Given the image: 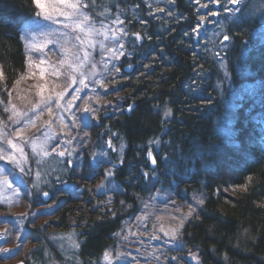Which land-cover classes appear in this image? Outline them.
I'll return each mask as SVG.
<instances>
[{"label": "trees", "instance_id": "16d2710c", "mask_svg": "<svg viewBox=\"0 0 264 264\" xmlns=\"http://www.w3.org/2000/svg\"><path fill=\"white\" fill-rule=\"evenodd\" d=\"M168 2L148 7L142 0H83L91 17L106 10L110 20L118 17L123 22L130 57L115 63L117 71L114 63H105L116 39L100 36L93 46L80 47L72 42V55L77 50L83 59L89 53L82 67L91 73L87 90L94 94L81 93L75 100L70 119L76 126L66 134H77V146L89 152L61 176L66 188L51 189L57 208L24 219L25 235L5 224V245L16 250L0 264H100L122 222L139 214L163 221L169 212L173 221L168 222L176 229L189 205L196 212L173 239L182 244L180 251L195 255L199 264H264V116L258 110L264 103V40L243 35L244 26L228 34V82L218 89L214 82L221 70L193 37L197 11L208 0ZM260 9L247 16L251 25L264 24V8ZM34 17L32 0H0V105L10 102L19 112L35 92L41 67H52L60 59L48 51L38 69L30 68L32 48L26 46L24 31ZM101 41L104 48L99 47ZM127 65L135 68L126 75ZM51 87L62 90L61 83ZM129 106L133 109L127 114ZM85 107L93 111L85 113ZM169 109L171 115L165 117ZM5 112L0 108V119ZM80 117L87 118V127ZM14 121L20 118L2 124L9 135L20 127ZM225 124L231 130L228 137L221 133ZM149 151L156 159L155 169L146 160ZM102 152L104 157L94 161ZM109 171L116 190L106 185ZM197 199L204 204H197ZM29 201L23 199L14 210L28 208L29 213L36 206ZM70 228L81 238L73 262L51 239ZM180 251L170 253L176 256ZM176 263L191 264L183 256H176Z\"/></svg>", "mask_w": 264, "mask_h": 264}, {"label": "rangeland", "instance_id": "374dc122", "mask_svg": "<svg viewBox=\"0 0 264 264\" xmlns=\"http://www.w3.org/2000/svg\"><path fill=\"white\" fill-rule=\"evenodd\" d=\"M142 2L148 7L161 4L169 5L168 0H142ZM205 5H207V7L200 6L197 11V23L194 27L196 31H193V37L198 45L202 43L200 48L206 51V53L216 61V64L221 70L219 77H216L214 82L215 86L221 89L222 85H226L228 82L229 72L226 68L224 52H226L231 45L230 36L227 41H224L223 37L228 35L236 26H244L246 31L243 35L262 42L264 40V24L260 25L259 23H255L251 25L247 16H249L252 9H263L264 0H240V3L235 5L229 4L228 0H220L219 4L212 3L211 0H208ZM129 9L133 11L136 9V6H130ZM226 9H230L231 11H226ZM82 11L90 17L91 26L98 29L101 34H92L90 37H85L83 33L73 31L71 28L66 29L63 27V17H59L61 23L56 24L35 17V19L32 22L30 21L25 27L24 33L27 36L26 42L28 43V40H31L34 36V43L36 44V47L33 48L32 52L29 54L30 68L38 69L46 60V53L48 51H50V54L59 55L60 59H57L58 64L56 63V65L52 67L50 64L48 68L41 67L40 73L38 74V85L35 86V92L28 95L31 98L28 100L29 102H24L25 106L23 107V111L20 112H26L28 115L27 117L18 116L20 118L19 128L24 129L22 138L16 136V130L18 128H15L13 133L9 135V132L2 126L3 122L5 123L9 120V117H17L13 116L12 105L14 104L9 102V104L3 103L0 105L2 111L5 110L4 107L9 109L5 112V117L0 119V132L5 134L4 138L0 139V148H3L5 153H12L20 160V154L18 152H13L7 144V139H11L21 147H23V144L26 145V148L23 147L26 159L21 160L18 165L7 160H0V169L4 170L0 173V179L7 177L8 182L11 184V187H8L6 184L0 183V210H2L0 213V259L13 256L16 250V246L5 245L7 241V238L3 237V227L5 224L7 226L15 225L18 230L24 234L25 231L21 227L24 219L28 218V216L35 218V215L39 214L47 215L51 210L57 208L58 203L53 201L55 193L53 194L51 189L53 187H55L54 189L56 190L66 188L68 185L64 179H61V176L65 174L67 169H74L82 157L89 152V149L86 147L77 146L79 139L77 134L67 135L66 130L67 128L74 129L73 125L75 122L72 117L70 119V116L74 109L75 100L80 98L82 95L81 93L88 92L89 94H94V91L90 89L87 90V88H90L89 84H91V82H89V78L91 74L84 67H81L78 72H73L67 64H65V68L60 69L59 61L63 59H68L74 64H79V61L74 59V56H77V50H74L73 55L68 56H66L64 50L70 49L72 52L71 47H74L72 42L78 41L77 47L82 45L80 41L76 39L77 35H79L82 40L91 39V41H93L96 37L105 36L107 40L114 41L112 36L113 33H115L118 39L112 44L114 47L111 49L116 52L117 55L121 52L124 53V55H119L117 59L112 55V52H108V59L105 63L111 64L112 62L117 69L116 64L119 60L122 58L128 59L130 57V53L127 49L124 46L123 48L120 47V44L124 45L127 36L125 28L123 29L121 25L122 23L116 22L117 19L120 21L118 17L110 20L106 10H97L93 18L86 8H82ZM200 11H202L203 14ZM212 12L217 13V15H211ZM200 17H205L206 19L201 22ZM103 18H106L105 21L102 20ZM227 27L230 31L227 30ZM73 38L75 39L74 41L72 40ZM217 53H219V55H217ZM57 72L58 74H56ZM80 72L84 73L83 77H81ZM72 76H75L76 83L71 82L70 77ZM81 78L84 79V84L79 82ZM46 81L47 84L45 85ZM59 83L62 85V90L56 91L51 87L56 85L58 87ZM41 85L43 86V97L47 98L50 96L52 98L48 105V107L52 109V116L49 115L47 108L43 105L35 112L31 111L32 105L41 100V96L38 95L40 92L39 86ZM69 85L71 86L69 87ZM84 85H87V87ZM77 89H80V91L77 92ZM108 91L109 90L105 91V93ZM61 92H63L62 98L56 95ZM57 101L59 102V107L57 106ZM15 110L18 111L16 106ZM28 119L35 120V126L25 124V121ZM46 121H50V123H45ZM78 121H82V117H80ZM46 137L52 138L46 141ZM33 140H35L38 146L43 144L44 150L48 151L49 155L43 156L39 154V147L37 148V153H33L31 148ZM67 141H71V143ZM53 148H56V152H52ZM77 150L82 151L78 152ZM61 151L65 152L64 156L58 155ZM68 153H71V155ZM91 153L94 154L95 151ZM117 154L120 155V150ZM102 157H104L103 152L97 154L94 161ZM69 161H71V163H69ZM23 177L25 178L23 179ZM28 178H30V180ZM28 180L29 182H26ZM106 185H108L109 190H116L118 188L109 176ZM45 193H48L49 198L46 202L43 201L42 198V195ZM23 199L27 202L31 200V203L35 201L36 206L30 209L29 213L28 208L24 210L26 211L25 213L24 211L14 210L16 206L19 207L22 205L21 202ZM188 210L189 208L184 209V215ZM165 213L166 217H164L163 221L155 220V222H153L148 217L139 214L133 221L127 220L126 222H122L121 227L113 236V246H110L105 252L109 254L108 259H105L104 253L101 257L100 264H177L176 256H183V259L188 260L191 264H199L196 258L193 259L195 255L183 253V251H180L183 250L182 244L173 242V237L171 236L172 230L175 228L171 227L169 224V222L173 220L168 218L170 217L169 212ZM178 225L179 223H177V226ZM78 236L77 231L74 228H70L66 233L59 234L57 237H51V239L55 238L52 243L55 244V247L66 258L73 262L75 261L77 249L74 244L78 245L81 240ZM173 250H179L180 252L175 256L170 253V251ZM173 257H175V259H173Z\"/></svg>", "mask_w": 264, "mask_h": 264}, {"label": "snow or ice", "instance_id": "6c2138e0", "mask_svg": "<svg viewBox=\"0 0 264 264\" xmlns=\"http://www.w3.org/2000/svg\"><path fill=\"white\" fill-rule=\"evenodd\" d=\"M212 3H216L219 4L220 0H211ZM197 3H199V0H197ZM229 4H238L240 3V0H228ZM32 5L35 11V15L36 17L42 18L45 21H49L51 23H61V20L59 19V17H63V27L68 29L71 28L73 31H78L79 33H83L85 37H90L92 34H101L100 31L96 28H94L93 26H91L90 24V17L88 15H86L83 11L82 8H86L88 7L87 4L83 3V0H32ZM201 7H207V5H201ZM226 11H231L230 9H226ZM211 15H217V13L212 12ZM206 18L205 17H200V21L203 22ZM117 23H123L122 21H119L117 19L116 21ZM193 31H196V29H193ZM27 32V30H26ZM25 39H27V36H25ZM77 40H80V43H88L89 46H93V42L91 41V39H81L79 35L76 36ZM112 39H118L115 36V33H113ZM224 41L229 40V36L225 35L223 37ZM35 41V37L33 36L31 38V40H28V46L30 48H35L36 44L34 43ZM123 44H120V47L123 48ZM100 47L104 48V43L101 41L100 42ZM109 52H112V55L114 57H116L117 59L119 58V55H124V53H119V55H117L116 52H114L111 48L108 49ZM66 56L68 55H72L70 49H65L64 50ZM217 55H219V53H217ZM89 57V53L85 52L83 59H81L78 55L74 56V59L76 61H79V64H74L72 62H70L68 59H63L61 61H59V63L61 64V66L67 64V66L73 71V72H78L80 71L83 63L85 61L88 60ZM94 67V66H93ZM119 69H117L118 71ZM58 74V72L56 73ZM91 74V73H90ZM81 77L84 76L83 72H80ZM3 78V71L0 70V79ZM227 78V75H226ZM71 82L72 83H76V78L75 76L70 77ZM81 84H84V79L81 78L79 81ZM71 85H69L70 87ZM85 87H87V85H84ZM40 87V92L38 93V95L41 96V100L38 101L36 104L32 105V109L31 111L35 112L41 105H43L44 107L47 108V111L49 113V115H52V109L51 107H48V105L51 102V97H47L44 98L43 97V86H39ZM77 92L80 91V89L76 90ZM58 97L62 98L63 97V92L61 93H57L56 94ZM78 98V97H76ZM57 106L59 107V102L57 101ZM70 106V104H69ZM9 109L5 108V111H8ZM12 110H13V116H25L27 117V113H21L15 110V105H12ZM131 106H129V111H131ZM93 111L92 109H90L89 107H85L84 108V112H90ZM165 117L171 115V110L169 109L168 111H166L164 113ZM9 119H12V117H9ZM16 123H18L19 121H14ZM83 125L85 127L88 126V121L87 118L84 117L82 118ZM45 123H50V121H46ZM25 124H31L33 126H35V120L32 119H28L25 121ZM76 125L74 124L73 127H75ZM230 129L227 127V125H223L221 126V133L225 136L228 137L230 135ZM24 134V129L22 128H18L16 130V136L18 138H22ZM85 135H87V133H85ZM5 136V134L3 132H0V139H3ZM52 137H46V141L48 139H51ZM45 141V142H46ZM68 143H71V141H67ZM7 144L8 146L13 150V152H18L20 154V160H18L16 158L15 155H13L12 153H5V150L3 148H0V160H7L13 164H19L21 162V160H25L26 159V154L24 152V148L21 147L19 144L14 143L11 139H7ZM111 146V145H109ZM39 147L40 149V153L43 156H48L49 152L44 150L43 144L41 145H37L35 140L32 141L31 143V148H32V152L33 153H37V148ZM52 152H56V148L52 149ZM69 155H71V153H68ZM58 155L60 156H64L65 152L61 151L58 153ZM149 158H151L152 160V164L155 165L156 164V159L152 157V152L149 151L148 153ZM69 163H71V161H69ZM4 170L0 169V173H2ZM112 173L106 172L105 176H111ZM251 177H249V182L251 181ZM0 183L2 184H6L8 187H11V184L8 182L7 177H3V179H0ZM103 185H101L102 187ZM246 187V186H245ZM45 195H47V193H45ZM197 204L199 205H203L204 204V200L203 199H197L196 200ZM196 212V208L192 207L191 205H189V210L188 212L184 215V217L180 220V224L177 226L176 229L172 230V236L173 239L176 238L177 232L179 230V228L184 226V221L187 220L189 217H191L193 215V213ZM247 231V229L245 230ZM75 247H78L79 245L74 244ZM108 253H105V259H108ZM196 257L193 256V259H195ZM173 259H175V257H173Z\"/></svg>", "mask_w": 264, "mask_h": 264}, {"label": "water", "instance_id": "95a60500", "mask_svg": "<svg viewBox=\"0 0 264 264\" xmlns=\"http://www.w3.org/2000/svg\"><path fill=\"white\" fill-rule=\"evenodd\" d=\"M124 71H126V72H132L133 71V65H129V66L125 67L124 68ZM129 112L130 111H129V107H128L127 108V114H129ZM152 157H153V155H152ZM146 160H147V162L150 163V168L151 169H154V167L156 166V164L155 165L152 164V160H151V158H149V155L148 154L146 156ZM42 198H43L44 201H48L49 200L48 193H47V195L43 194L42 195ZM14 264H25V263L23 261H19V262L14 263Z\"/></svg>", "mask_w": 264, "mask_h": 264}, {"label": "bare ground", "instance_id": "6f19581e", "mask_svg": "<svg viewBox=\"0 0 264 264\" xmlns=\"http://www.w3.org/2000/svg\"><path fill=\"white\" fill-rule=\"evenodd\" d=\"M254 40H257V39H255V38H253ZM258 41V40H257ZM259 42V41H258ZM261 43V42H260ZM255 44V43H254ZM233 54H234V52H233ZM235 55V54H234ZM233 57V56H232ZM234 60V59H233ZM200 61H206L207 62V60L205 59V60H200ZM208 65H210L211 66V68L212 69H214L215 68V64L214 63H209ZM134 66V65H133ZM134 68H135V66H134ZM131 72H124V74H130ZM216 76V75H215ZM216 77H218V76H216ZM252 83V82H251ZM225 86H223V87H221V88H224ZM262 104H260V105H262L263 107L262 108H258V110H259V112L261 113L262 112V115L264 116V103L263 102H261ZM132 107V109H133V106H131ZM131 112V111H130ZM130 112H129V114H130Z\"/></svg>", "mask_w": 264, "mask_h": 264}]
</instances>
